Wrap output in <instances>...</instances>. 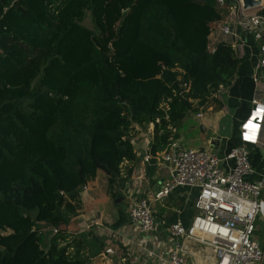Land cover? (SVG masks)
Returning <instances> with one entry per match:
<instances>
[{"label": "trees", "instance_id": "trees-1", "mask_svg": "<svg viewBox=\"0 0 264 264\" xmlns=\"http://www.w3.org/2000/svg\"><path fill=\"white\" fill-rule=\"evenodd\" d=\"M228 13L217 0H0V264H86L64 230L48 247L39 231L69 225L99 171L111 184L135 161L136 124L155 125V155L194 102L214 107L238 63L231 45L208 50Z\"/></svg>", "mask_w": 264, "mask_h": 264}, {"label": "crops", "instance_id": "crops-1", "mask_svg": "<svg viewBox=\"0 0 264 264\" xmlns=\"http://www.w3.org/2000/svg\"><path fill=\"white\" fill-rule=\"evenodd\" d=\"M228 15L224 21L214 23L212 28L229 24L232 34L224 36L213 31L210 43L216 48L221 43L232 46L238 61L234 77L228 86H221L216 92L220 104L206 105L204 109L199 102H194L193 109L177 127H171V131L182 147L217 150L221 157L235 148L246 147L257 172L248 180L254 181L264 176V120L259 115L252 119L257 108H263L253 101L264 104V76L257 72L260 44L252 34L230 23ZM200 113L203 118L198 117ZM145 127L134 126L135 136L131 134V141H134L136 159L122 164L120 177L110 184L109 177L99 171L97 177L86 185L87 191L80 193L81 206L78 214L71 217L67 230L70 236L66 243L70 245L68 251L71 254L75 253L77 243H82L78 246L86 264H157L155 255L161 252L165 243H169L168 228L177 222L189 227L197 215L195 202L199 191L178 188L166 201L152 202L158 224L155 232L141 234L138 225L130 221L127 210L132 201L138 197L152 199L157 187L167 178L165 165L157 164L156 160L150 163L144 160L145 140L155 141V125ZM89 221L90 230L85 231ZM263 230L260 224L256 233L258 241ZM145 239L150 240L146 247ZM181 242L193 264L217 263L206 246L189 239H181ZM110 248L115 254L106 253Z\"/></svg>", "mask_w": 264, "mask_h": 264}, {"label": "built area", "instance_id": "built-area-1", "mask_svg": "<svg viewBox=\"0 0 264 264\" xmlns=\"http://www.w3.org/2000/svg\"><path fill=\"white\" fill-rule=\"evenodd\" d=\"M217 3L222 8L227 7L230 23L252 34L259 42L257 72L264 76V2L250 10L244 8L243 0H217ZM213 31L224 36L232 34L229 24ZM208 50L214 54L217 48L210 43ZM182 87L185 92L189 91L188 84ZM253 103L264 108V104L258 100ZM198 117L203 118L202 113ZM153 141L145 140L144 160L146 163L156 160L157 164L165 165L167 178L157 187L152 199L138 197L127 210L130 221L138 225L140 233L151 234L157 229L152 202L166 201L178 188L199 191L195 202L197 215L189 227L177 222L168 228L169 243H165L161 252L155 255L157 264H193L186 256L187 250L181 239H189L209 248L216 264H264V240L256 239L257 221L264 220V201L260 199L264 192V176L254 181L248 180L257 175L250 162L249 150L238 147L221 157L217 150L182 147L172 135L165 152L154 155ZM131 142L134 146V141ZM83 190L87 191L86 187ZM87 230H90V221L86 225ZM51 231L53 234L60 232L58 229ZM44 232L39 231L40 234ZM149 242V239H145V247ZM106 253L115 254V251L110 248Z\"/></svg>", "mask_w": 264, "mask_h": 264}, {"label": "rangeland", "instance_id": "rangeland-1", "mask_svg": "<svg viewBox=\"0 0 264 264\" xmlns=\"http://www.w3.org/2000/svg\"><path fill=\"white\" fill-rule=\"evenodd\" d=\"M260 1H262V2H264V0H260ZM84 25L86 26V27H88V28H90V29H93V24H92V22H91V17L89 16L88 17V19L85 21V23H84ZM148 126V125H147ZM141 127H143V128H146L145 126H141ZM134 129V128H133ZM136 131V130H135ZM133 132V131H132ZM131 132V134H133L134 136H135V132H133L132 133ZM131 134H130V136H131ZM133 135H132V137H133ZM139 137H141V134H140V136H138V138ZM86 189H88V187L86 186ZM85 191L83 190V193H84ZM260 199H263L264 200V192H263V194L261 195V197H260ZM260 224H262V227L264 228V220L263 219H259L258 221H257V225L259 226ZM41 226V228H45V226H43V225H40ZM70 228V226L69 225H67V226H62L61 228H56V229H58L59 231H61V229L62 230H64V231H67L68 229ZM77 229H79V228H77ZM44 231L45 230H48V229H43ZM50 231V230H49ZM46 231V232H44V234H45V237H46V239L50 242V240L53 238V236L54 235H57V234H52V232L50 231ZM50 233V234H49ZM260 235H261V238H260ZM263 235V236H262ZM258 238L260 239V240H264V230L261 232V233H259V236H258ZM46 243V245H44V247H47L49 244H48V242L46 241L45 242ZM45 249H47V248H45Z\"/></svg>", "mask_w": 264, "mask_h": 264}, {"label": "water", "instance_id": "water-1", "mask_svg": "<svg viewBox=\"0 0 264 264\" xmlns=\"http://www.w3.org/2000/svg\"><path fill=\"white\" fill-rule=\"evenodd\" d=\"M261 2L260 0H243V6L246 10H250L259 6ZM213 146L215 147V143H213Z\"/></svg>", "mask_w": 264, "mask_h": 264}, {"label": "snow or ice", "instance_id": "snow-or-ice-1", "mask_svg": "<svg viewBox=\"0 0 264 264\" xmlns=\"http://www.w3.org/2000/svg\"><path fill=\"white\" fill-rule=\"evenodd\" d=\"M258 115L261 120H264V108H257V110L252 114V119H255Z\"/></svg>", "mask_w": 264, "mask_h": 264}, {"label": "clouds", "instance_id": "clouds-1", "mask_svg": "<svg viewBox=\"0 0 264 264\" xmlns=\"http://www.w3.org/2000/svg\"><path fill=\"white\" fill-rule=\"evenodd\" d=\"M62 230V229H61ZM62 232V231H61ZM67 233V231H65ZM68 234V233H67ZM70 236V234H68Z\"/></svg>", "mask_w": 264, "mask_h": 264}]
</instances>
